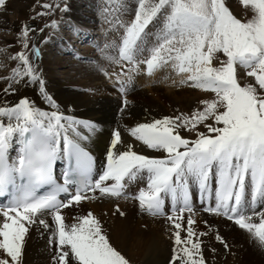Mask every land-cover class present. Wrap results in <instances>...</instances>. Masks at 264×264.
<instances>
[{
  "label": "snow or ice",
  "instance_id": "snow-or-ice-1",
  "mask_svg": "<svg viewBox=\"0 0 264 264\" xmlns=\"http://www.w3.org/2000/svg\"><path fill=\"white\" fill-rule=\"evenodd\" d=\"M240 3L250 11L246 19L233 13L228 0H138L130 21H116L124 32L118 56L107 60L126 62L132 71L144 64L149 74L171 66L185 74L182 82L214 95L187 114L131 127V137L152 154L134 150L114 131L99 169L85 143L89 135L80 127L90 134L96 125L59 110L45 89L39 45L29 38L36 30L22 25L23 50L15 54L18 66L3 89L16 100L0 105V196L7 200L0 207V264H23L26 236L34 225L51 233L50 264H130L90 210L70 225L62 212L84 201L121 196H131L144 212L172 223L171 264H206L200 237L208 233L194 227L193 188L204 211L226 217L264 247V0ZM6 6L7 0H0V9ZM120 9L127 10L123 4ZM150 36L155 39L149 41ZM96 69L109 75L102 65ZM126 83L120 82L121 92ZM30 85L38 86L54 110L20 93V87ZM214 237L227 248L218 232Z\"/></svg>",
  "mask_w": 264,
  "mask_h": 264
},
{
  "label": "bare ground",
  "instance_id": "bare-ground-1",
  "mask_svg": "<svg viewBox=\"0 0 264 264\" xmlns=\"http://www.w3.org/2000/svg\"><path fill=\"white\" fill-rule=\"evenodd\" d=\"M121 4L126 6L122 0H69L62 22L72 26L71 34H77V24L81 27H92L97 23L94 15L98 16L100 30L105 32L101 38L103 43L99 45L98 51L105 57L117 56L118 47L116 46L121 42L124 28L116 25V18H119L122 25L124 23L121 20L122 17L128 14L127 10L120 9ZM106 8L112 12V17L109 15L108 18H103L107 12ZM22 10L23 8L20 7L19 11ZM56 30L49 31V39L46 41H43V34L37 33L34 38L39 45V68L45 81V89L55 99L62 113L96 125V130L90 134L83 126L80 127L84 134L89 135L85 143L87 149L95 155L99 167L105 160L114 131L118 130L122 140L132 144L134 150L152 154L151 150L135 141L128 130L141 122H149L165 115L174 116L176 113H183L184 108L181 103L193 104L197 101L198 92L196 93V90L198 89L192 87L190 83L182 82L185 80V74L179 73L171 66L158 68L149 74L144 64H140L139 70L132 71L127 63H112L106 59L107 62L103 63V67L109 75L102 76L95 67L86 66L85 63L67 60L64 62L63 58L56 54L64 49L65 46L61 44V40L65 36L64 33L62 35ZM148 39L151 41L155 37L150 36ZM7 41L11 49L10 53L20 52V49L17 51L15 47L16 39L10 38ZM14 47L15 51H13ZM1 48L2 45H0ZM3 56L0 52V105L16 100L15 95L5 96L3 89L6 87L7 78L11 76L13 68L19 63L15 58L6 59ZM75 56L77 57L78 54L75 53ZM33 59L36 58L33 57ZM58 69L63 70L56 73ZM118 81L127 82L126 95L123 98L128 97L130 102L126 106H122V99L120 101L119 98L110 96V92L113 91L121 96ZM19 91L29 100L35 101L40 108L54 110L40 95L38 86L20 87ZM183 134L186 135L185 132ZM117 147H122V145H117ZM139 186L144 185L139 183ZM136 188L137 182H133L132 191L134 192ZM191 191L194 227L197 232L208 233L200 237L205 245L203 256L206 264H264V247L260 245L258 238L239 229L234 222L224 216L204 211V207H199L197 203L198 190L193 188ZM169 203V201L165 203L166 212H168ZM117 205L124 215L119 214ZM89 210L100 219L110 243L129 259L130 264H166L171 259L175 231L172 223L166 217L148 215L140 209L138 202L131 196L84 201L82 207L63 209L65 223L70 225L75 217L84 215ZM187 215L188 213L185 212L184 216L187 217ZM46 219L53 224L50 216ZM2 222L3 218L0 216V223ZM217 232L226 241L227 248L215 239L214 234ZM50 234L39 225H34L29 229L24 246L23 264H50L54 251V246L48 245Z\"/></svg>",
  "mask_w": 264,
  "mask_h": 264
},
{
  "label": "rangeland",
  "instance_id": "rangeland-1",
  "mask_svg": "<svg viewBox=\"0 0 264 264\" xmlns=\"http://www.w3.org/2000/svg\"><path fill=\"white\" fill-rule=\"evenodd\" d=\"M122 1L126 3L127 7L126 6L125 7L128 11L127 12L128 14L124 15L121 20L123 22H128L134 17V11L137 7L138 0H122ZM68 2L69 0H7L6 8L0 9V45H2V48L0 49L1 56L4 55L3 58L6 59L15 58L14 56L17 52L10 53L11 49L8 47L9 42L7 40L8 39L10 40V38L11 39L14 38L17 40V43L15 44L17 51L18 49H20V51L23 50L24 37L21 34V27L24 24H29V25H33L34 26L33 28L36 30L34 33L29 32L30 41H34V38L37 33L43 34L44 37H47L48 40L50 34L49 31L53 29H57L56 32L59 31V33L61 34L64 33L65 37L63 40H61V44H63L65 47L63 50H61V52H58L56 54L60 58H63L64 62L67 60L70 62L83 63V64L85 63L86 66H93L95 68L97 64L103 66L105 64L104 62H107V60L105 56L102 55L101 52L99 53L98 51L99 45L103 43V41L101 42V38L104 36L105 33L102 32V30H100V25H99L100 18H98V16L94 15L93 13L94 19L97 22L96 25L86 28V27H81L80 24H77L76 25V29L78 28L77 34H71L72 33L71 30H73L72 26H69L66 23L62 22V19L65 18V13L68 8ZM228 3L232 8L233 13L237 15L239 18L246 19L250 15V11L243 7V5L240 3V0H228ZM42 5H52V6L59 5V7L43 8ZM20 7L23 8L22 14H21L22 11H19ZM42 12L46 14L38 15L39 13ZM109 15L111 17L113 16L112 12L107 11L104 14L103 18L105 17L108 18ZM16 19L18 21H16ZM117 19L119 20V18H116V21ZM52 21L56 22L55 27L52 26L51 24ZM41 29H43V31H40ZM2 36L6 38L4 39ZM43 41L45 40L43 39ZM15 47L13 48V51H15L16 49ZM75 53L78 54L77 57L75 56ZM62 70L63 69H58L56 70V73ZM101 75L103 76V74ZM196 93L198 94V96L196 97L197 101L193 104L181 103V105L184 108V112L176 113V115L187 114L191 112L195 107L199 106L198 105L199 101L203 99H211L214 95L210 91H204L201 89L196 90ZM110 96L115 98L117 97L119 98V100L120 99H122L123 101L126 100L127 103L130 102V99L128 97L123 98L124 96L116 95L114 91L110 92ZM208 122L211 123L213 121L210 120ZM199 130L205 132L207 131L203 126H200ZM185 134L189 138H194L195 136L194 133L187 131H185ZM166 264H171V259L168 260Z\"/></svg>",
  "mask_w": 264,
  "mask_h": 264
},
{
  "label": "water",
  "instance_id": "water-1",
  "mask_svg": "<svg viewBox=\"0 0 264 264\" xmlns=\"http://www.w3.org/2000/svg\"><path fill=\"white\" fill-rule=\"evenodd\" d=\"M33 26V25H32ZM34 27V26H33Z\"/></svg>",
  "mask_w": 264,
  "mask_h": 264
}]
</instances>
